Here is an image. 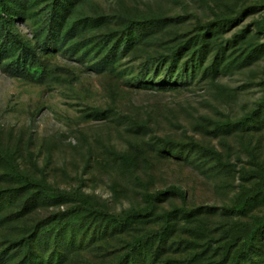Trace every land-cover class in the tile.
I'll return each instance as SVG.
<instances>
[{
    "label": "rangeland",
    "instance_id": "1",
    "mask_svg": "<svg viewBox=\"0 0 264 264\" xmlns=\"http://www.w3.org/2000/svg\"><path fill=\"white\" fill-rule=\"evenodd\" d=\"M4 1L0 264H264V0Z\"/></svg>",
    "mask_w": 264,
    "mask_h": 264
},
{
    "label": "trees",
    "instance_id": "2",
    "mask_svg": "<svg viewBox=\"0 0 264 264\" xmlns=\"http://www.w3.org/2000/svg\"><path fill=\"white\" fill-rule=\"evenodd\" d=\"M72 1L59 0L54 3L51 15L48 18L49 29L54 31L59 29ZM18 3L21 4L20 1ZM16 11L18 12L17 9ZM13 14L14 11L10 10L6 5V1L2 0V3H0V28H2L0 32V53L9 57V61L4 64L3 70L10 75L28 76L31 74L30 70L36 62L34 49L27 46V43L23 42L16 33L9 30L8 24ZM124 38L122 49H126L135 40V36L131 34V31H128ZM40 46L45 47V44Z\"/></svg>",
    "mask_w": 264,
    "mask_h": 264
}]
</instances>
